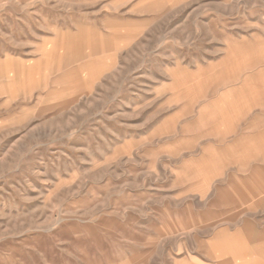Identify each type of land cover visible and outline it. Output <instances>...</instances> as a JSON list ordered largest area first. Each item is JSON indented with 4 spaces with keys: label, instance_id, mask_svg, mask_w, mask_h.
I'll list each match as a JSON object with an SVG mask.
<instances>
[{
    "label": "rangeland",
    "instance_id": "obj_1",
    "mask_svg": "<svg viewBox=\"0 0 264 264\" xmlns=\"http://www.w3.org/2000/svg\"><path fill=\"white\" fill-rule=\"evenodd\" d=\"M0 264H264V0H0Z\"/></svg>",
    "mask_w": 264,
    "mask_h": 264
}]
</instances>
